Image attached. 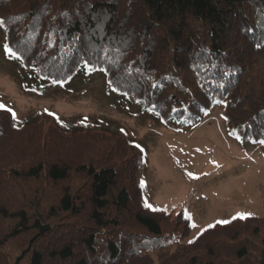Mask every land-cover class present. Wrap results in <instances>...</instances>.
I'll list each match as a JSON object with an SVG mask.
<instances>
[{
	"label": "trees",
	"instance_id": "trees-1",
	"mask_svg": "<svg viewBox=\"0 0 264 264\" xmlns=\"http://www.w3.org/2000/svg\"><path fill=\"white\" fill-rule=\"evenodd\" d=\"M0 21L34 88L68 91L99 72L157 121L194 126L224 105L245 140L264 143V0H0ZM98 136L15 125L0 109V186L12 177L21 190L26 180L47 183L31 194L37 207L0 204V217L14 222L0 250L27 238L14 264H156L153 255L158 264L181 256L231 264L226 250L233 262L264 264V218L235 216L182 244L190 217L146 207L139 157L126 158L125 142L101 146ZM247 227L260 248L241 239ZM227 232L234 245L214 242Z\"/></svg>",
	"mask_w": 264,
	"mask_h": 264
},
{
	"label": "rangeland",
	"instance_id": "rangeland-1",
	"mask_svg": "<svg viewBox=\"0 0 264 264\" xmlns=\"http://www.w3.org/2000/svg\"><path fill=\"white\" fill-rule=\"evenodd\" d=\"M25 73L8 50L0 25V105L4 106L0 109L11 114L15 125L33 121L41 124L44 131L55 125L67 131L94 132L99 135L93 137L95 141L105 148H116L125 142L130 148L122 150L126 158L140 159L138 183L144 205L175 216L183 210L195 225L182 244L195 239L209 225L228 221L238 213L264 218V143L245 140L236 126L228 123L224 105L213 108L197 125H167L115 92L102 73L86 77L68 91L60 86L34 88ZM7 181L0 186V204L16 207L23 201L24 205L37 207L30 201L31 194L40 182L42 187L47 186L46 182L26 180L21 190V180L12 177ZM79 182L74 181V186ZM52 197H46L49 203ZM39 207L43 211L46 204L42 202ZM13 226L14 222L0 217V238L9 235ZM247 228L242 229L241 239L251 249L260 248L259 237ZM233 236V232L220 233L213 240L234 245L230 240ZM26 241L25 235L7 241L0 250V264H14ZM197 254L193 250L191 255ZM200 254L204 259L208 256ZM223 254L231 258V264H241L233 262V251ZM152 257L158 264L159 259ZM187 260L181 256L175 262L184 264Z\"/></svg>",
	"mask_w": 264,
	"mask_h": 264
},
{
	"label": "snow or ice",
	"instance_id": "snow-or-ice-1",
	"mask_svg": "<svg viewBox=\"0 0 264 264\" xmlns=\"http://www.w3.org/2000/svg\"><path fill=\"white\" fill-rule=\"evenodd\" d=\"M0 23H3V21H0ZM4 106L3 105H0V108H3ZM13 116H15V114L13 113ZM137 147H139L138 145H137ZM191 175V174H190ZM238 215V217L239 218H241V219H245V218H247L248 216H250L251 215V213H238L237 214ZM235 218V217H234ZM217 223H221V224H226V223H229V221H218ZM193 227H195V225H192ZM209 227H213V225H209ZM192 241H190V243H191Z\"/></svg>",
	"mask_w": 264,
	"mask_h": 264
}]
</instances>
